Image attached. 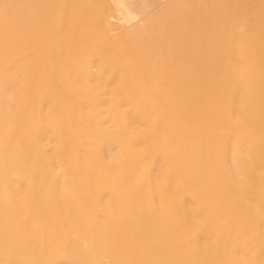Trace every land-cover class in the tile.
<instances>
[{"label": "rangeland", "instance_id": "obj_1", "mask_svg": "<svg viewBox=\"0 0 264 264\" xmlns=\"http://www.w3.org/2000/svg\"><path fill=\"white\" fill-rule=\"evenodd\" d=\"M30 7L39 35L1 30ZM110 14L121 30L96 24ZM0 15V264H264V154L218 97L243 71L216 62L264 58V0H0ZM74 18L113 39L76 49Z\"/></svg>", "mask_w": 264, "mask_h": 264}, {"label": "bare ground", "instance_id": "obj_2", "mask_svg": "<svg viewBox=\"0 0 264 264\" xmlns=\"http://www.w3.org/2000/svg\"><path fill=\"white\" fill-rule=\"evenodd\" d=\"M169 0H162L163 3L168 2ZM156 0H150V5H154ZM154 12V11H153ZM145 13V12H144ZM150 13L149 15H152ZM39 13L33 7L27 8L25 12H23L20 16H18L13 22H11L10 26L7 25V28L1 29L6 32H11L13 37L17 35L18 32L26 33L30 36H37L40 34L39 30L34 26L31 22L33 18H35ZM148 15V16H149ZM1 17V15H0ZM169 20H173L174 18H168ZM149 22L153 23L151 18ZM67 23V22H66ZM80 18L69 19L67 25L75 30V34L78 33L82 36L81 41L74 40L73 45H75L76 49H86L87 41L97 40V39H105L107 41H111L113 37L106 33H97L94 31H82L80 29ZM148 23V21H147ZM94 25V22L91 21V25ZM96 24H104L108 30L110 31H119L122 29L121 22L112 14L101 16L96 20ZM157 29L163 31V28L160 24L156 25ZM187 28V25L185 26ZM63 41H66L63 39ZM24 46L27 48L33 49L31 46V42H27ZM228 58L232 59L235 62V66L243 71V77H245L242 81L231 88H224L219 91V96L224 98L227 101L232 102L234 110H236L240 117L238 119V132L246 134L248 148H251L250 152L254 154L263 155L264 154V58L261 51L253 50V49H245L238 54L233 56H219L217 59V63L220 65L222 62L226 64ZM44 69V73L48 76H51V71ZM60 72L61 69L59 70ZM92 80V79H91ZM94 83V82H93ZM211 83L224 84L225 80L216 79L207 81V85H205L203 91L201 87L197 88L198 92L202 93L203 98L205 99H213L217 98L212 93L214 91H210L209 85ZM108 92V91H107ZM105 113H100V115ZM225 116H220L222 120H228L224 118ZM110 120V119H109ZM105 123V122H104ZM108 123V122H107ZM255 124H258L260 129L255 131L253 127ZM121 126V125H120ZM252 129V131H251ZM228 135V133H227ZM224 135V136H227ZM122 140V139H121ZM246 141V140H245ZM120 142V141H119ZM240 148V147H239ZM263 153V154H262ZM259 177V176H258ZM131 202L132 199H127L126 202ZM126 208V207H125ZM120 219L130 220L134 222L135 220H142L143 216H139L135 213H124L117 216ZM165 217V215H164ZM163 220V216L161 218ZM200 232V231H199Z\"/></svg>", "mask_w": 264, "mask_h": 264}]
</instances>
